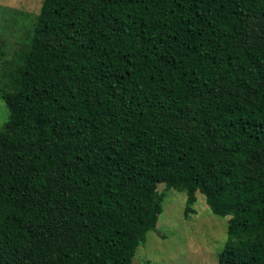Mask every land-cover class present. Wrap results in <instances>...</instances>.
Wrapping results in <instances>:
<instances>
[{"label":"trees","instance_id":"obj_1","mask_svg":"<svg viewBox=\"0 0 264 264\" xmlns=\"http://www.w3.org/2000/svg\"><path fill=\"white\" fill-rule=\"evenodd\" d=\"M0 48V264H133L164 192L264 264V0H43Z\"/></svg>","mask_w":264,"mask_h":264},{"label":"rangeland","instance_id":"obj_2","mask_svg":"<svg viewBox=\"0 0 264 264\" xmlns=\"http://www.w3.org/2000/svg\"><path fill=\"white\" fill-rule=\"evenodd\" d=\"M43 0H0V48L13 55L25 41L26 31L14 19L17 12L39 13ZM9 110L0 97V126ZM164 192L163 211L157 227L147 233L134 256L133 264H217L218 255L227 240L230 216L214 214L206 197L197 192L196 212L185 216L187 193L158 184Z\"/></svg>","mask_w":264,"mask_h":264}]
</instances>
